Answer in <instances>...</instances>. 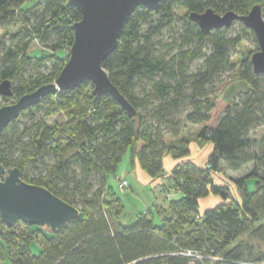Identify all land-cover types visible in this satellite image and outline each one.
<instances>
[{
    "label": "trees",
    "instance_id": "obj_1",
    "mask_svg": "<svg viewBox=\"0 0 264 264\" xmlns=\"http://www.w3.org/2000/svg\"><path fill=\"white\" fill-rule=\"evenodd\" d=\"M28 1L0 0V26L20 24L0 53V82L11 79L14 89L12 97L0 95L5 101L57 79L74 41L72 24L82 18L69 0H38L26 7ZM254 5H261L264 17V0H163L158 10L137 7L118 48L104 61L113 83L137 110L135 116L112 95L96 96L87 80L44 97L0 133L2 164L20 168L25 181L49 188L80 209L77 219L58 230L22 220L7 227L0 219L6 235L0 237L3 264L8 253L11 264L264 261V248L252 242H264V150L251 136L264 124V73L257 74L250 60L238 70L248 84L245 90L234 98L215 93V80L244 36L228 35L230 27L204 33L190 18L210 7L245 14ZM178 8L186 11L183 27L170 42L157 39L177 21ZM244 29L258 45L254 31ZM35 40L49 51L32 54ZM201 57L203 64L191 71V62ZM55 114L66 119L51 124ZM22 116L28 118L24 123ZM189 123L202 124L198 139L212 145L204 165L182 160L191 155V140L182 130ZM128 152L131 164L153 178L163 177L167 155L180 161L163 185L166 201L153 202L124 222L126 202L116 179ZM251 162L250 172L234 180L238 197L216 181L224 168L239 171ZM171 191L182 195L172 197ZM211 194L220 199L201 211L199 200ZM182 248L202 250L207 257L194 261L179 253Z\"/></svg>",
    "mask_w": 264,
    "mask_h": 264
},
{
    "label": "water",
    "instance_id": "obj_2",
    "mask_svg": "<svg viewBox=\"0 0 264 264\" xmlns=\"http://www.w3.org/2000/svg\"><path fill=\"white\" fill-rule=\"evenodd\" d=\"M163 0H69L80 10L82 18L72 24L74 41L57 79L23 94L12 103L0 107V133L26 109L39 104L50 94L80 86L91 81L94 94H110L127 111L130 117L137 114L131 102L121 93L104 67V61L119 45V40L129 17L139 6L158 10ZM204 33L230 27L236 20L252 29L259 50L253 53L251 64L257 74L264 73V17L261 5H254L248 13L234 10L216 12L212 7L206 11L190 14ZM0 95H14L11 79L0 82ZM80 216V209L55 194L49 188L25 181L18 167H6L0 161V219L7 227L22 220L28 225L58 230Z\"/></svg>",
    "mask_w": 264,
    "mask_h": 264
},
{
    "label": "rangeland",
    "instance_id": "obj_3",
    "mask_svg": "<svg viewBox=\"0 0 264 264\" xmlns=\"http://www.w3.org/2000/svg\"><path fill=\"white\" fill-rule=\"evenodd\" d=\"M36 1L38 0H29L25 5L27 7ZM177 11H178L177 21L173 25L167 26L163 30L162 34L159 37H157V39H161L164 42H170L172 37H174L175 33L177 32V30L183 27L184 22H185L186 11L181 8H178ZM244 28H248V27H246L244 23L240 20H236L230 26L228 35L230 36L243 35L244 38L238 45H236L232 49L231 56H230V62L227 68L221 74H219V76L214 82L215 93L227 95L229 96V98L236 97L239 91L245 90L248 87V84L238 76V70L241 67H243L248 61L251 60L254 52L259 50V44L258 45L255 44L254 38L251 32L250 31L246 32ZM19 30H20L19 23H12L4 27L0 26V53H2L3 51L4 44L5 43L9 44V39H10L9 35L17 34ZM48 51L49 50L46 49L42 45V43H40L38 40H35L33 42V45L30 49V52L35 55H38L40 53H46ZM203 61H204V58L201 57V58H196L193 62H191V71H195L198 67H200L203 64ZM14 100L15 98H12L9 101H5L2 98H0L1 104L12 103ZM21 119H22V123H24L27 121L28 118L26 116H22ZM65 119L66 117L64 114H55L49 118V121L51 124H54L56 121H63ZM202 127H203L202 124H190V123L183 126V129H182L183 133L187 135L191 140L192 151L189 157H185V159H182V160H187V159L196 160L197 159L199 162H202L201 160L202 158L199 156L201 154V150L197 149L198 147L197 143L201 144V147H202L201 149L204 150L203 153L206 151L207 147L210 146L209 145L210 143L199 142L198 134L201 131ZM251 136L254 140L258 142V150L262 152L264 150V124L255 126L251 131ZM205 161H206V158L204 154L203 163H205ZM252 167H253V162L244 166L239 171H234L228 168H224L222 173L216 174L215 179L220 184H228L232 190V193L238 197L239 190L234 180L239 179L243 177L244 175H246L247 173H249ZM127 168L128 170L130 169L129 152L126 153V155L124 156L122 162L119 165V169L117 172V175H118L117 177H119L121 174L124 173L125 176H120V178H127L129 181V185L126 187V189L116 188V190H118V192L124 196V199L126 202L127 215L124 218L125 220L124 222H128L126 220L129 216L131 217L134 216L136 213H138L144 207H146L149 203L148 200L150 201L158 200V202H161V203H164L166 201L165 199L166 197L164 196L165 195L164 189L161 190L163 191V193L157 190L154 191L155 190L154 189L151 191L152 195L149 196L150 190L153 189V187H151L150 185H147V183H144L143 180H140L138 178L136 169L130 173L128 170H126ZM167 171L168 169L167 167H165L163 174H166ZM129 179L131 180V183H132V189H129L131 187ZM116 180L118 183V179ZM112 182L115 183L114 180H112ZM247 184H248L249 190H253L255 188L254 179L249 178L247 180ZM171 195L172 197H179L180 195H182V192H180L179 195H177L176 191H171ZM148 196H149V199L146 198ZM209 197L210 198L218 197V199H220L219 196H216L213 194H211ZM209 197L206 196V197H203V199L209 198ZM204 203H206V201L204 200L200 201V204H199L200 209L203 208L202 206ZM263 221H264V217H263ZM3 232H4L3 226L0 225V237L2 240H4V236H6L3 234ZM6 234L10 235V233H6ZM243 238H248V233L243 235ZM252 242L257 249L264 248V242L257 240V239L252 240ZM32 248L34 252L36 251L38 252L40 249V245L37 242H34ZM3 262L4 260H2L0 257V264H3ZM5 264H11V258H10L9 253H8V257L5 260Z\"/></svg>",
    "mask_w": 264,
    "mask_h": 264
},
{
    "label": "crops",
    "instance_id": "obj_4",
    "mask_svg": "<svg viewBox=\"0 0 264 264\" xmlns=\"http://www.w3.org/2000/svg\"><path fill=\"white\" fill-rule=\"evenodd\" d=\"M200 142V141H199ZM200 145V146H199ZM210 146L209 147H207V149H206V151L203 153V151L204 150H202L201 148V144L200 143H197V149H200L201 150V154L199 155L202 159V162H199L197 159L196 160H194L196 163H198L199 165H203V164H205V163H203V161H204V154H205V158H206V160H207V157H208V155L210 154V152H211V150H212V145L211 144H209ZM191 151H192V149H191ZM207 155V156H206ZM180 160H178V159H174L173 157H171L170 155H167L166 156V158H165V167H167V169H168V171H167V173L166 174H162L163 175V177H156V178H153V177H151L144 169H142L141 168V166L138 164V163H135V165L133 166L132 164H131V160H130V169L128 170V168L126 169V170H128L130 173L131 172H133L135 169H136V172H137V175H138V178L140 179V180H143V182L144 183H147V185H150L151 187H153V189H151L150 190V193H149V196H151L152 195V190H154V191H161L162 189H164L163 188V185L164 184H167L168 183V176H170V174H171V171H172V169L174 168V166L177 164V162H179ZM206 162V161H205ZM118 176V175H117ZM120 176H125V174L123 173V174H121ZM119 176V177H120ZM128 177V176H127ZM129 178V177H128ZM130 180V179H129ZM130 188L129 189H132V183H131V180H130ZM153 191V192H154ZM162 193H163V191H161ZM165 192V191H164ZM166 195V194H165ZM164 195V196H165ZM149 196L148 197H146L147 199H149ZM210 195H208L207 197H209ZM145 198V199H146ZM151 198V197H150ZM144 200V199H143ZM202 200H204V201H206V203H204L203 204V208L202 209H200L201 211H203V210H205V209H207L208 208V206H210V205H214V203H216L217 202V197H215V198H205V199H203V198H201L199 201H202ZM146 201V200H145ZM148 205L146 206V207H148L149 205H151L153 202H158V200H155V201H150V200H148ZM158 203H161V202H158ZM146 207H144V208H146ZM211 207V206H210ZM143 208V209H144Z\"/></svg>",
    "mask_w": 264,
    "mask_h": 264
},
{
    "label": "built area",
    "instance_id": "obj_5",
    "mask_svg": "<svg viewBox=\"0 0 264 264\" xmlns=\"http://www.w3.org/2000/svg\"><path fill=\"white\" fill-rule=\"evenodd\" d=\"M118 179V186L120 189H126V187L129 185V181L127 178H120L117 177ZM180 254L186 255L188 257H191L192 260H203L207 256L204 254L202 250L199 249H194V248H182L179 252ZM208 258L214 260V261H222V258L219 256H209ZM250 264H264V261L259 262V263H250Z\"/></svg>",
    "mask_w": 264,
    "mask_h": 264
}]
</instances>
